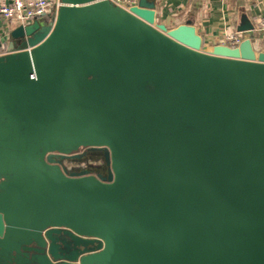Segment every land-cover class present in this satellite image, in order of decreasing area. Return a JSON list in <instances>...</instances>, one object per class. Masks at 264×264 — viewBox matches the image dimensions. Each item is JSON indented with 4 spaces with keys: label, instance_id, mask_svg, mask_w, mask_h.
Segmentation results:
<instances>
[{
    "label": "water",
    "instance_id": "water-1",
    "mask_svg": "<svg viewBox=\"0 0 264 264\" xmlns=\"http://www.w3.org/2000/svg\"><path fill=\"white\" fill-rule=\"evenodd\" d=\"M61 1L0 55V264H264L253 36L205 51L155 1ZM86 147L108 176L63 164Z\"/></svg>",
    "mask_w": 264,
    "mask_h": 264
},
{
    "label": "crops",
    "instance_id": "crops-1",
    "mask_svg": "<svg viewBox=\"0 0 264 264\" xmlns=\"http://www.w3.org/2000/svg\"><path fill=\"white\" fill-rule=\"evenodd\" d=\"M156 3V19L169 29L191 22L203 38V49L216 44H229V35L253 36L256 49L264 51V31L257 27L258 16L264 14V0H150ZM246 15L254 24L251 32H240ZM12 28L0 22V53L12 43Z\"/></svg>",
    "mask_w": 264,
    "mask_h": 264
},
{
    "label": "built area",
    "instance_id": "built-area-1",
    "mask_svg": "<svg viewBox=\"0 0 264 264\" xmlns=\"http://www.w3.org/2000/svg\"><path fill=\"white\" fill-rule=\"evenodd\" d=\"M115 4L130 10L139 0H111ZM62 5L61 0H0V22L10 28L27 26L45 15L54 13ZM257 27L264 31V14L258 16ZM229 45L237 47L243 38L240 35H229ZM8 52V51H7ZM7 52L0 53V55Z\"/></svg>",
    "mask_w": 264,
    "mask_h": 264
},
{
    "label": "flooded vegetation",
    "instance_id": "flooded-vegetation-1",
    "mask_svg": "<svg viewBox=\"0 0 264 264\" xmlns=\"http://www.w3.org/2000/svg\"><path fill=\"white\" fill-rule=\"evenodd\" d=\"M77 155L79 156L62 160L71 172L88 171L91 174L109 175V166L105 163L104 149L80 148ZM60 159L58 158V160Z\"/></svg>",
    "mask_w": 264,
    "mask_h": 264
}]
</instances>
